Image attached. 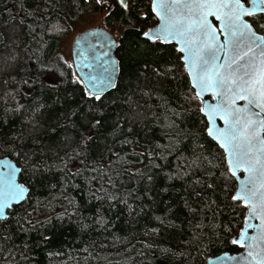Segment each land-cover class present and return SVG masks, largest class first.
Returning <instances> with one entry per match:
<instances>
[{
	"label": "snow or ice",
	"instance_id": "6c2138e0",
	"mask_svg": "<svg viewBox=\"0 0 264 264\" xmlns=\"http://www.w3.org/2000/svg\"><path fill=\"white\" fill-rule=\"evenodd\" d=\"M82 3L84 7L77 4L81 14L86 11L98 12L106 22L119 10L121 19L126 21L129 28L135 29L148 49L171 45L178 55L168 62L170 68L167 71H173L182 63L190 85L188 93L184 94V100L194 105L185 111L194 112L197 117L194 132L176 131L178 125L175 120H169L163 125L170 130L164 135L169 139H176V144L153 141L140 146L138 140L125 136L119 141L120 144H135L140 146V150L134 147L131 153L121 156L109 148L111 154L107 157L108 165H132V160L125 159L132 155L136 157V162L148 167L149 171L145 172L142 168L113 167L115 175L119 177L127 174L139 176L141 179L146 177L151 182V169L162 170L161 164L156 163V160L166 161L168 155L176 153L179 147L178 138L182 133L185 137L190 135L198 142L196 146L202 150L201 155L190 163L178 165L176 171L165 175L172 180L181 178L180 171L183 167L191 168L193 164L196 167L205 164L211 166L215 171L208 170L206 175L214 177L219 173V177L223 178L222 192L233 213L228 223L212 226L214 238H209L208 245L204 248H201V237L193 236V241L197 242L196 252L200 264H264V0H148L140 10H137V0H82ZM47 11L45 9V13ZM28 15L34 14L30 12ZM153 18L155 23L145 26V22ZM39 20L41 29L46 33L62 36L67 35L70 28L75 31V27L68 25L66 21L62 23V17L58 14L44 15L39 17ZM20 24L23 25L24 21L21 20ZM28 27L32 28V25ZM98 34L104 36V42L97 40L92 43L89 37ZM114 46H117L116 39L108 32L102 33L100 26L95 25L77 33L70 58L58 55L51 66L35 61L34 63L38 64L35 69L27 65L26 68L31 73L27 79L17 81L15 76L11 77V81L16 83L15 87L11 86L9 80L0 81V85L6 89L0 94V100L5 104L16 102L15 97L18 94L24 97L32 96L37 87L42 95L46 82L41 79L44 72L58 76V79L47 78L48 88L59 91L62 84L69 82L79 86L78 91L82 93L81 102L88 103L87 109L81 110L80 103L62 106L63 111L54 121L48 123L45 132L54 133L57 128L65 130L63 136L55 142L58 150H64L63 156L59 155V151L55 153L59 160L58 170L62 173V189L75 177L88 171L97 172V167L88 162L89 144L105 121L104 109L100 107L104 103L105 94L109 89H119L116 80L119 61L111 57V48ZM8 59L13 63L9 64L6 60V67L19 68L18 54ZM148 67L145 63L144 68ZM74 68H78L80 74L72 71L69 80V72L66 69ZM85 68L91 71H85ZM24 70L25 68H20L17 75ZM153 71L157 75L162 74L159 69ZM75 92L76 90L68 93L65 99H72ZM44 107L45 105L39 102L31 106L32 115L24 118V123L30 124L31 127L13 135L0 134V240L5 243L12 241L13 223L24 233L31 230L25 228L24 223L34 227L29 219L31 214L24 205H30L37 180L57 167L55 164H48L46 159L34 160L36 152L29 149L25 143L34 133L45 130V124L41 123L44 119L41 109ZM27 111L28 108L19 102H16L14 108H4L6 115L9 112ZM140 115L139 112H134L132 116L126 117L127 122L135 124ZM61 119L63 123L60 122ZM7 122L6 119L3 121L5 124ZM69 127L72 132L68 131ZM123 128V124L115 121L109 135L118 138L123 135ZM128 132L131 133L132 128H129ZM33 143L39 144V141L33 139ZM52 147L51 144L41 145V150L51 151ZM204 151L209 155H203ZM103 159L101 157V160ZM77 160L79 165L75 163ZM214 160L217 162L213 163ZM69 163H72L73 168L68 167ZM99 163L100 161L95 162ZM85 179L89 186L97 179H107L112 188L116 187L107 171ZM195 183L200 184L201 181L197 179ZM202 186L207 189L214 188L213 184L206 182ZM51 187L55 188L56 185ZM97 191L104 195L94 196L96 200L117 201L128 208L130 215L133 212L128 198L133 196L135 189L125 190L123 196L113 195L103 187ZM195 194L200 195L199 192ZM64 198L69 204L73 203L72 198ZM63 215L65 214H58L57 218L62 219ZM154 218L161 224L164 223L161 217ZM95 222L101 227L109 223L99 213ZM45 223H51V220H46ZM82 227L86 229L89 225L84 224ZM150 231L157 232L158 229L153 228ZM41 239L47 241L49 237L41 235ZM13 248L19 246L13 242ZM2 251L4 249L0 248V252ZM30 251V245L25 242L23 250L19 252L20 260L28 261L29 256L26 253ZM161 251L164 254L173 253L171 248ZM8 252L9 257L14 255L11 250Z\"/></svg>",
	"mask_w": 264,
	"mask_h": 264
},
{
	"label": "trees",
	"instance_id": "16d2710c",
	"mask_svg": "<svg viewBox=\"0 0 264 264\" xmlns=\"http://www.w3.org/2000/svg\"><path fill=\"white\" fill-rule=\"evenodd\" d=\"M147 3L148 0H137V10L143 9ZM77 4L84 7L82 0L75 2L74 0H0V40H2L0 81L9 80L11 86L15 87L16 83L11 81V77L15 76L17 81L22 78L27 79L31 74L26 68L27 65L35 69L38 64L34 62L39 61V64L51 66L58 55H63L60 51L61 42L72 29H69L67 35L62 36L46 33L40 27L39 17L58 14L62 17V23L66 21L68 25L75 26L83 16L97 13L86 11L81 14ZM45 9L48 10L47 13ZM30 12L34 15L29 16ZM21 20L24 21L23 25L20 24ZM104 22L108 28L119 32L116 51L119 60L117 79L119 89H113L105 94L104 103L100 105L105 112V121L89 144L88 162L97 167V172L88 171L84 175L75 177L62 189L60 186L62 173L58 170L59 160L55 153L59 151V155L63 156L64 150H58L55 142L63 136L65 130L57 128L54 133L45 134L48 123L54 121L63 111L62 106L80 103L81 110L87 109L88 103L81 102L82 93L78 91V85L70 82L62 84L59 91L48 88L47 78L58 79V76L55 73L44 72L41 79L46 82L42 95L37 87L30 97H24L22 94L15 97L16 102L28 108L26 113L9 112L6 115L4 108H14L16 102L5 104L0 100V134L8 135L31 127L30 124L24 123V118L32 115L31 106L37 102L45 105L41 109L44 113L41 123L45 124V130L34 133L25 143L29 149L36 152L34 160L46 159L48 164L57 165L37 180L30 205L27 203L24 205L31 214L29 219L32 220L34 227L24 223L25 228H31L29 232L24 233L13 223L12 241L5 243L0 240V248L4 249L0 252V264H200L196 252L197 242L193 241V236L201 237L203 240L201 248H204L208 245L209 238H214L212 226L228 223L233 214L222 192L223 178L219 177V173L214 177L206 175L208 170L215 171L211 166L205 164L196 167L193 164L191 168L183 167L180 171L181 178L172 180L165 175L176 171L178 165L190 163L201 155L202 150L196 146L198 142L190 135L185 137L182 133L178 138L179 147L176 153L168 155L166 161L156 160V163L161 164L162 170L151 169L153 175L151 182L146 177L141 179L139 176L133 177L127 174L119 177L115 175L113 167L142 168L145 172L149 171L148 167L136 162V157L132 155L125 157L134 162L132 165H108L107 157L111 154L109 148L124 156V153H131L134 147L140 150V146L145 142L176 144V139H169L164 135L170 130L163 125L169 120H175L178 125L176 131L194 132L197 117L194 112L185 111L194 105L184 100V94L188 93L190 85L182 63L173 71H167L170 68L168 62L178 55L172 50V46L161 45L159 49L146 48L143 38L121 19L119 10L113 13L111 20L106 22L104 19ZM152 23H155L154 18L145 22V26H150ZM28 25H32V28ZM16 54H18L19 68L6 67L4 62L7 60L9 64L13 63L8 58ZM145 63L149 65L147 69L144 68ZM20 68L25 70L17 75ZM153 69H159L162 74L157 75ZM66 71L69 72L70 80V73L75 70L66 69ZM3 90L6 89L0 85V94ZM74 90H76L74 97L65 99L68 93ZM134 112L141 114L137 122L135 124L127 122L126 117L132 116ZM5 119L8 121L6 124L3 123ZM115 121H119L124 126L123 135L118 138L109 135ZM60 122L63 123V119ZM129 128H132L131 133L128 132ZM68 131L72 132V129L69 127ZM125 136L128 139L138 140L140 146L120 144L119 141ZM33 139L38 140L39 144H34ZM45 144H51L52 150L42 151L41 145ZM203 155L209 153L204 151ZM101 157L104 159L101 160ZM218 157L219 153L217 159ZM97 161L100 163L95 164ZM75 163L79 165L78 160ZM68 167L73 168L72 163H69ZM105 171L112 177L116 184L115 188L107 183V179H97L89 186L85 177L90 179ZM197 179L201 181L200 184L195 183ZM205 182L213 184L214 188L203 187ZM52 185L56 187L52 188ZM100 187L117 196H123L127 189H135L133 196L128 198V203L134 209L131 215L122 203L107 199L96 200L94 196L104 195L97 191ZM196 192L200 195L197 196ZM64 197L72 198L73 203L69 204ZM135 197L140 198L135 199ZM62 213L65 215L62 219H58V214ZM98 213L109 222L105 227L95 222ZM20 214L23 215L22 210ZM156 216L161 217L164 223L157 221L154 218ZM46 220H51V223H45ZM84 224L89 227L83 228ZM153 228L158 231H150ZM41 235L49 237V240H42ZM13 242L19 248H13ZM25 242L31 247V251L26 253L29 256L28 261L19 258V252L23 250ZM147 245L152 247L149 248ZM164 248H171L174 254L162 253L161 249ZM8 250L14 255L9 257ZM181 253L184 255H180Z\"/></svg>",
	"mask_w": 264,
	"mask_h": 264
},
{
	"label": "rangeland",
	"instance_id": "374dc122",
	"mask_svg": "<svg viewBox=\"0 0 264 264\" xmlns=\"http://www.w3.org/2000/svg\"><path fill=\"white\" fill-rule=\"evenodd\" d=\"M103 26L107 28L118 40L119 38V32L115 29L108 28L105 25L104 19L101 18V15L97 12L93 15H87L83 16L79 19L78 23L74 26L75 31H71L69 35L63 38L61 45H60V51L66 58H70L72 54V44L73 40L76 37L78 32H81L85 29L92 28L93 26ZM69 62H71V59H69Z\"/></svg>",
	"mask_w": 264,
	"mask_h": 264
},
{
	"label": "water",
	"instance_id": "95a60500",
	"mask_svg": "<svg viewBox=\"0 0 264 264\" xmlns=\"http://www.w3.org/2000/svg\"><path fill=\"white\" fill-rule=\"evenodd\" d=\"M90 29V28H89ZM100 29H101V32H108L110 33L114 38L115 36L105 27L103 26H100ZM77 36V35H76ZM89 39L92 41V43H96L97 40L101 41V42H104L105 38L103 35H100L98 34L97 36L95 37H89ZM116 39V38H115ZM116 45L117 46H114L111 48V57L112 59L114 60H118V58L116 57V51H117V48H118V40L116 39ZM72 51H73V44H72ZM119 61V60H118ZM75 72H77V74L79 75L80 72H79V69L78 68H74ZM85 71H91V69H88V68H85L84 69ZM118 76H119V71L116 73V80L118 79ZM113 89H109L107 93H109L110 91H112ZM106 93V94H107Z\"/></svg>",
	"mask_w": 264,
	"mask_h": 264
}]
</instances>
